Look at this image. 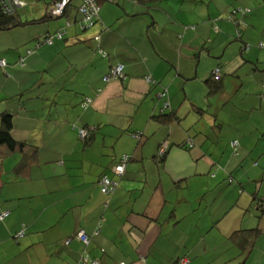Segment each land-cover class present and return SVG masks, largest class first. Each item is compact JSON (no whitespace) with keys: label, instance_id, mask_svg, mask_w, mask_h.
<instances>
[{"label":"crops","instance_id":"1","mask_svg":"<svg viewBox=\"0 0 264 264\" xmlns=\"http://www.w3.org/2000/svg\"><path fill=\"white\" fill-rule=\"evenodd\" d=\"M52 2L45 21L0 32V115L29 146L0 149V264H77L74 237L100 224L88 249L100 264H264V0H115L91 30L79 6L49 16ZM237 7L251 10L242 28L228 20ZM118 64L124 77L105 82ZM218 67L221 90L208 98ZM162 113L179 121L162 126ZM83 128L95 130L89 142ZM126 155L105 197L99 180ZM255 229L243 253L235 239Z\"/></svg>","mask_w":264,"mask_h":264},{"label":"trees","instance_id":"2","mask_svg":"<svg viewBox=\"0 0 264 264\" xmlns=\"http://www.w3.org/2000/svg\"><path fill=\"white\" fill-rule=\"evenodd\" d=\"M114 2H115V0H114ZM114 2H112V3H114ZM102 3H108V2H106L104 0H98L99 6ZM4 5L5 4L3 3V0H0V32H6V31L14 30L16 28H20V27L26 26V25H34V24H37V23L39 24V23L45 21L44 20L45 18H43L41 20H33V21H25L24 22L23 20H21L17 16L19 8H17L15 10V12H10L9 10H6ZM73 6H76V5L74 4ZM238 9H242L243 11L246 10V12L238 14V15H233V17L235 18L234 19L235 22L233 21L232 23H234L235 26L237 25L238 27L242 28V26L246 25L245 18L251 12V10L249 8H245V7H237V8H234L229 13V15L233 14V12L237 11ZM69 11H70V8H69ZM49 16H51V15H49ZM238 16H241V17L238 18ZM96 21L97 22H96V24L94 26H96L98 24L99 18ZM239 33L242 34L241 31H238V34ZM46 36H44L43 40L39 41V42L42 43L44 41V39L46 38ZM239 37H241V35ZM94 39H95V37H94ZM31 53H32V51L29 50L28 54H31ZM1 60H4V59H1ZM8 66L9 65L7 63V66L5 68H0V70L6 69ZM112 67H114V66H112ZM111 68L109 69L108 73L110 72ZM219 69H220V79L216 80L214 78L215 76L212 75V80L214 81V84L213 85H209V83H208V87H209V90H210L209 94H208V98L213 97L215 94H217L221 90L220 89L221 86H220L219 82L221 80L222 73H221V68H219ZM107 74H106V76H107ZM161 95H163V94H161ZM161 95H160V97H163ZM153 119L157 123L162 125V126L169 125V124H171L173 122H178L179 121V119L173 113H168V114H163L162 113L160 116L154 117ZM12 129H13V116L11 114H8V113H2L0 115V149L6 150V152H8V153L20 152V153L23 154L29 148V146L27 144H25V143H21V142L16 141L13 138V136H12ZM82 130L87 131L88 135L86 137L82 138V137H80L79 132H78L80 140H82L83 142H87V141L89 142L91 140L95 130H93L91 128H87V129L83 128ZM132 136L140 141L144 135H143L142 132H136V133H133ZM166 144H167V142L165 141V143L162 144L159 147L158 151H157L156 157L158 159V162H160V163L164 162V160H165V158H166V156L168 154L169 148H170L169 146H167L165 154L164 155H160L161 148L164 147ZM231 146H232V143H231ZM237 147H233V148H237ZM0 154H1V152H0ZM126 156H127V160L126 161H124V157L125 156H123V157H121V159L118 162H116L115 164H113L111 166L110 173L113 175L112 177H109L108 175H103L100 178V180H99L100 191H101L102 195H104L105 197H108V198L112 197L114 195V193L117 191V189L119 188L120 183L122 181V178L125 177L127 165L132 160V156H130V155H126ZM120 165L124 166V173L121 174V175H117L116 173L113 172V169H114V167L120 166ZM104 178H107L110 182H113V183L116 184L114 187L113 186H109L108 188H106L107 189L106 193L103 192L104 189H105V187L103 185ZM6 215L7 214H4L1 217H5ZM1 217H0V219H1ZM101 231H102V225L100 224L98 226V228L96 229L95 233L92 236H90V235H88V234H86L84 232L89 238L88 244L80 241L79 238H78L79 233L83 232V231H80V232H78L76 234V236L74 238L77 239L84 247V251H83L80 259L78 260L77 264H82L84 258H86V257L90 260V262H97L98 264H100V261H98L97 259H94V258H92L90 256V253H89L88 249H89V247L91 245L92 237L100 235ZM21 232H22L23 235L19 236V234ZM259 234H260V231L258 229H255V230L243 231V232L240 233V235L237 236L238 238L235 239L236 243L238 244V246H242L243 253H247V252L251 251L254 248L256 240H257ZM25 236H26V228H25V226H23V228L15 235V241L19 242ZM71 241H72V239L66 240V244L69 245L71 243ZM180 261L181 262H178V264H182V259Z\"/></svg>","mask_w":264,"mask_h":264},{"label":"built area","instance_id":"3","mask_svg":"<svg viewBox=\"0 0 264 264\" xmlns=\"http://www.w3.org/2000/svg\"><path fill=\"white\" fill-rule=\"evenodd\" d=\"M108 3L114 2V0H104ZM75 0H53L52 7L50 10V15L54 18H61L64 17L67 13L69 8L73 6ZM3 3L5 4L6 10H9L10 12H15L17 8H20L23 6L22 2L20 0H3ZM76 6L78 7V13L81 16V28L82 29H90L96 24V20L99 18V13H100V6L98 4V0H80V3ZM246 10L238 9L237 11H234L233 14L228 16V20L230 22H235V18L233 15H238L241 13H245ZM237 17V16H236ZM239 36L241 35L240 33L238 34ZM64 38V32L60 31L55 34H48L44 41L40 45H48L52 46L56 41L63 40ZM95 41H99V37H95ZM259 48L264 49V43L259 45ZM104 58H107L108 55L101 49L99 48L97 50ZM7 66V62L5 60H0V68H5ZM213 75L215 76L214 78L216 80L220 79V69L217 68L214 70ZM124 77V66L122 64H118L114 67L111 68L110 72L105 76L104 81L109 83L111 81H116V80H121ZM165 94L161 95L164 96ZM92 103V100L89 98H86L82 102V108L87 109ZM80 137L84 138L88 135L87 131L80 130L79 131ZM233 147L238 146V142H232ZM167 149V145L161 148L160 150V155H164ZM127 160V156L124 157V161ZM113 172L116 173L117 175H121L124 173V166H116L113 169ZM103 185L105 187L104 193L107 192V189L109 186H115L116 184L113 182H110L107 178H104L103 180ZM22 232L19 234V236H22ZM78 238L80 241L88 244L89 238L84 232H80L78 235ZM185 261H182V264H184ZM82 264H98L97 262H90V260L86 257L84 258Z\"/></svg>","mask_w":264,"mask_h":264},{"label":"rangeland","instance_id":"4","mask_svg":"<svg viewBox=\"0 0 264 264\" xmlns=\"http://www.w3.org/2000/svg\"><path fill=\"white\" fill-rule=\"evenodd\" d=\"M24 2H26L28 4V6L24 9L18 10L17 16L21 20H24V22H25V21L36 20V17H38V15H39V10H41L40 8H45L46 6H50L52 0H24ZM77 3L78 2H76L75 5H77ZM54 22L55 23L59 22V23L64 24L63 19H59V20H56Z\"/></svg>","mask_w":264,"mask_h":264}]
</instances>
